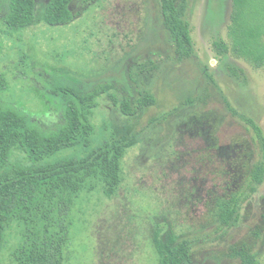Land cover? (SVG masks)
Listing matches in <instances>:
<instances>
[{
    "label": "rangeland",
    "instance_id": "obj_1",
    "mask_svg": "<svg viewBox=\"0 0 264 264\" xmlns=\"http://www.w3.org/2000/svg\"><path fill=\"white\" fill-rule=\"evenodd\" d=\"M33 1L31 27L9 36L0 26L3 101L45 132L64 123L53 85L88 93L110 84L130 110L124 115L108 94L98 100L89 150L111 134L126 141L124 181L111 199L97 189L75 200L64 264H157L161 251L183 241L184 264H243L245 255L264 264V173L259 184L251 179L264 152L247 122L264 140V65L218 54L215 44H229L231 0L178 3L193 45L188 59L175 54L159 0H73V21L54 27L42 20L47 0ZM7 8L0 0V20ZM227 184L246 193L233 226L216 206ZM8 234L0 264H15L9 254L18 242Z\"/></svg>",
    "mask_w": 264,
    "mask_h": 264
},
{
    "label": "trees",
    "instance_id": "obj_2",
    "mask_svg": "<svg viewBox=\"0 0 264 264\" xmlns=\"http://www.w3.org/2000/svg\"><path fill=\"white\" fill-rule=\"evenodd\" d=\"M184 1L159 0V4L163 26L173 40L176 56L188 59L193 52L190 29L178 6ZM72 2L47 0L43 22L51 27L70 24L74 19ZM231 3L229 44H215L218 54L231 53L260 68L264 65V0ZM34 14L33 0H8L7 12L0 21L1 32L16 36L34 24ZM8 90L9 84L0 72V254L9 232L8 239L14 233L18 242L9 254L15 264H64L70 228L67 217L75 200L97 189L111 199L124 181L122 160L129 147L126 141L111 134L107 142L89 150L98 100L108 94L110 102L119 105L126 116L130 115L129 105L127 99L117 102L110 84L98 85L88 93L53 85L49 93L61 99L64 123L55 131L45 132L26 113L3 101ZM152 103L153 99H148L147 104ZM247 122L256 131L264 152L261 132L252 121ZM68 149L87 151L81 158L69 156L45 162ZM263 173L264 163L251 174L252 182L261 183ZM228 185L224 189L226 194L216 199V206L223 224L233 226L246 193L231 192ZM189 260V243L183 241L161 251L157 264H184ZM252 262L251 257L244 256L243 264Z\"/></svg>",
    "mask_w": 264,
    "mask_h": 264
},
{
    "label": "flooded vegetation",
    "instance_id": "obj_3",
    "mask_svg": "<svg viewBox=\"0 0 264 264\" xmlns=\"http://www.w3.org/2000/svg\"><path fill=\"white\" fill-rule=\"evenodd\" d=\"M1 21V20H0Z\"/></svg>",
    "mask_w": 264,
    "mask_h": 264
}]
</instances>
